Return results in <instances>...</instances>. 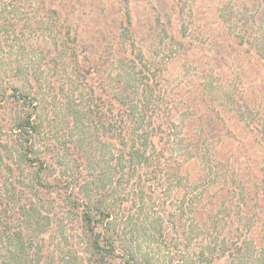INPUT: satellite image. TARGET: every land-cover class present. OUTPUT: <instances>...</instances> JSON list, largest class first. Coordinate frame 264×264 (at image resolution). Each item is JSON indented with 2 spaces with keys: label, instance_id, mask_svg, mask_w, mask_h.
I'll return each mask as SVG.
<instances>
[{
  "label": "rangeland",
  "instance_id": "rangeland-1",
  "mask_svg": "<svg viewBox=\"0 0 264 264\" xmlns=\"http://www.w3.org/2000/svg\"><path fill=\"white\" fill-rule=\"evenodd\" d=\"M60 21L71 40L81 41L85 60L101 65L100 89L111 95L124 91V99L142 123L139 134L151 132L150 127L158 135L167 126L171 130V146L163 157L168 173L157 184L147 181L150 161L128 169L120 153L115 154L126 174H133V178L145 174L141 181L121 182L108 198L114 203L115 231L125 240L126 249L131 246L136 264H176L172 243L192 262L204 251L203 264H208L211 253L204 248L213 234L218 230L223 233V228L224 233L235 235L237 230L246 235L252 221L257 224L249 234L254 242L249 249L237 250L241 258L231 264H262L264 212L260 215L258 208L264 205L260 194L264 168V0H0V194L10 196V207L17 213H6L5 219L3 213L0 226L7 224L4 230L11 233L24 222L26 229L21 231L30 235L25 239L29 240L25 246L28 253L35 247L43 251L41 257L52 254L63 257L64 264H70V258L71 264L81 263L78 258H82L85 246L80 237V213L65 218L60 203L49 210L50 204L39 196L34 203L46 206L39 209L42 214L29 209L28 197L33 195L24 187L34 177V169L20 162L24 143L13 131L23 108L14 101L15 92L38 95V116L59 140L68 133L64 121L67 101L106 108V102L95 97H89L92 103L85 97L83 104L76 85L69 89L70 98L64 97L67 88L55 92L44 79L37 90V85L28 82L30 71L54 81L49 75L54 70L49 73L45 59L59 54ZM20 72L26 78L15 80ZM2 91H9L10 96H1ZM83 91L86 93V87ZM158 109L163 113L158 114ZM148 119L156 120L147 126ZM88 135L92 137L91 132ZM92 141H84L83 157L99 159L101 167L89 160L86 169L92 175L102 169L106 188L111 189L115 182L111 154L117 152L101 140ZM64 154L73 163L64 162L68 172L74 165L79 169L66 150ZM74 172L76 176L78 172ZM15 176L26 183L24 187L16 186ZM32 191L37 195L34 187ZM238 196L246 202L240 200L244 203L241 213L234 204ZM47 211L51 220L44 217L49 215ZM260 217L263 221L256 222ZM208 220H217V225L210 226ZM68 223L73 239L66 240L61 232ZM157 231L177 240L168 244L156 238ZM179 235L186 240L180 242ZM9 246L4 243V248ZM48 261L46 264H52L54 260Z\"/></svg>",
  "mask_w": 264,
  "mask_h": 264
},
{
  "label": "trees",
  "instance_id": "trees-1",
  "mask_svg": "<svg viewBox=\"0 0 264 264\" xmlns=\"http://www.w3.org/2000/svg\"><path fill=\"white\" fill-rule=\"evenodd\" d=\"M60 25L61 21L59 24V31L61 34V48L59 54L57 57L53 56V58L49 57L45 59L47 60L46 67L49 73L54 70L49 74L51 77H55L54 81H49L45 79V77L43 78L41 74L37 72L31 73L30 71L27 74L28 82H30L31 85H37L36 90L42 86L43 79L46 81V84L48 83V85H50V89L55 90V92H64L67 88L64 97H70L69 94L71 91L69 89H72V87L76 85L81 92V96L79 97L81 101L83 100V104L85 97L88 101H90L89 97H95L97 100L101 99V102H106V108L99 106L87 108L84 106L82 107L81 104L74 105L72 100L67 101L65 105L66 119H64V121L68 133L63 140H59L53 134H50L51 126H47L45 122L42 121L41 115L38 116L40 112L38 95L28 97L23 94H16L17 92L13 93L14 101L17 102L20 107H23L22 114L13 125L14 136H16V139H19L20 142L24 143V147L22 148L24 151L20 153L19 159H21L20 162L24 166L34 169V179H30L29 185L24 187L23 185L25 182H20V176H15V183L18 188L23 186L27 190H30L33 196L29 195L31 197H28L31 201L29 209L36 214H42L39 209H44L46 207L44 205L40 208L38 205H35L34 200L36 196L41 197V200L46 199V204H50L51 206L49 210H52L56 203H60V206L63 208L62 213L64 217L67 214L69 216H74L75 213H80L79 220L83 228V233L80 237L82 245L85 246V251L83 252L82 258H78V261L81 262L78 264H110L117 260L119 264H136L135 254L132 253L131 246L126 249L122 243L125 240H123L119 232L116 233L115 231L117 220L113 218L111 209L114 203L110 202L108 198L113 194V189L121 185V182H124L123 184L125 185L128 183L130 184L133 179H139L141 181V179L145 177V174L138 173L137 177L134 178L133 174H126L120 158L115 156L120 153L123 164L128 169L133 167L132 165L136 163L150 161L151 173L147 181L151 179L150 181H154L156 182L155 184H157L158 180L163 179V174L165 172L168 173V169L164 168L165 164L163 157L166 155L168 146H171V130L167 126L160 132L161 135H158L157 132L153 133L154 131H152L150 127L149 130L151 132L145 133L146 135L139 134L138 132L142 127V123L135 118L133 106H131L127 99H124V96L126 98L124 91L122 90V93L117 92L111 95L107 94V91H104L102 88L100 89L103 84V79L101 80L100 71L98 69L101 65L98 64V62L93 63L90 59L85 60L86 55L81 41L79 39H77V42H74L76 40H71L66 30L61 28ZM45 57H47V54ZM139 71L143 73L142 69ZM145 72L148 71L145 70ZM21 74L23 73H17V75L20 76L19 79L15 80L26 78ZM148 74L153 78H160L158 74L156 76L149 72ZM63 75H67V78ZM63 83L66 84V87H64ZM84 87H86V93L83 91ZM5 88L7 90V86ZM10 90L12 89L9 88V91ZM9 91H2L1 96L5 94L10 96ZM105 92L106 94L103 95ZM127 96L129 97V95ZM160 112L163 113L161 109H158V114H160ZM155 120L156 119H148L147 126L155 122ZM157 125V127L160 128L162 123L160 122ZM73 132L77 133L73 134ZM88 132H91L92 137L88 135ZM90 138L91 141L101 140L103 143H107L117 152L111 154V161L114 162L112 163L111 178L115 181L114 184L112 182L109 186L111 189L106 188L107 181H103L104 175L101 171L102 169H98L95 175H92L94 173L86 169V162L89 160L94 165L101 167L99 163L101 161L99 159H92L89 155L83 157L84 151H86L83 148L84 141ZM58 147L59 150H62L61 152L57 150ZM80 149L82 151H79ZM64 150L68 152V156L70 157L69 160L78 164L79 169L74 165L75 167H72V171L68 172V168L64 162L71 166L73 163L71 164L66 160ZM80 166H82V168H80ZM74 169L78 172L76 176L74 175ZM58 170H61L60 174ZM261 175L262 191L260 194L264 201V194H262L264 193V168ZM123 177L125 179H123ZM108 180H110V178ZM80 181H82V183H80ZM33 187L37 195L33 193ZM115 198H117V196ZM233 199L232 202L234 201ZM9 200L10 196L7 198L5 193L0 194V217L5 213L3 219H5L6 213L17 214L15 209L10 207ZM240 200L241 197L238 196L237 201L234 202L238 213L244 210V203L241 202L244 200ZM258 211L261 215V212H264V205H260ZM47 212L49 215L45 214L44 217L46 218L50 217V212ZM10 218L12 219V217ZM48 220H51V218H48ZM262 221L263 219L260 217L256 222L261 223ZM217 222V220H208L209 225L213 227L217 225ZM253 222L254 221L251 223V227L248 226L246 235L238 233L237 230L235 235H232L230 232L224 233L223 228V233H220L218 230V232L213 234V239L211 241L209 240L206 244V248H204L211 253V259L208 264H231L235 260L240 259L241 257L239 258L237 250L243 251L246 248L249 249V245H252L254 242L252 236L249 235L252 227L256 228L257 226V224H253ZM67 225L68 228L66 229L65 225L64 230L61 232V236L66 240L73 239L71 224L68 223ZM171 225H175V223H171ZM2 226H0V264H46L49 262L48 260H54L55 262L52 261V264H64L66 262L63 261L65 260L63 257L59 258L58 255L54 256L48 254L41 257L40 254L43 251H36L35 247L32 249L31 253H28L25 250V246L26 242L29 240L25 241V239L27 240L30 235L24 236L25 233L23 234L21 231L22 229H26L24 228V222L23 226L21 224L17 230L11 233L4 230L7 228V224ZM246 226L247 223L242 228H246ZM155 236L159 239H165L168 244L172 243L173 239L177 240V237L173 238L169 233L163 234L161 231L160 233L157 231ZM182 236L183 235H179L178 239H180V242L186 240L184 236ZM229 240H234L235 243H229L227 245ZM4 243L10 244V246L4 248ZM172 244L170 249L175 254V259H177L176 264H203L202 257L204 251L203 254H201L202 251L199 255L197 254V261L192 262L191 259L186 258L184 251L177 249L176 243ZM261 245L264 246V244ZM75 259H77V257ZM69 260L71 264L73 259L70 258ZM262 264H264V261Z\"/></svg>",
  "mask_w": 264,
  "mask_h": 264
}]
</instances>
